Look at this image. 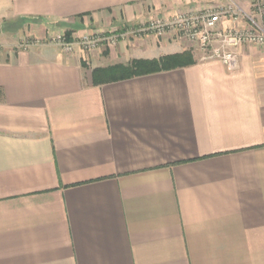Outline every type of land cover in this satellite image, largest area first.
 <instances>
[{"label":"crops","instance_id":"obj_1","mask_svg":"<svg viewBox=\"0 0 264 264\" xmlns=\"http://www.w3.org/2000/svg\"><path fill=\"white\" fill-rule=\"evenodd\" d=\"M225 1L0 0V264H264V45L50 39Z\"/></svg>","mask_w":264,"mask_h":264},{"label":"built area","instance_id":"obj_2","mask_svg":"<svg viewBox=\"0 0 264 264\" xmlns=\"http://www.w3.org/2000/svg\"><path fill=\"white\" fill-rule=\"evenodd\" d=\"M249 1L248 10L234 0H227L215 6L189 7L171 19L153 17L121 33L95 30L71 40L65 31L59 30L50 39L71 54L76 46L89 51L105 42L114 45L129 33L171 37L188 41L192 50L201 54L200 59L220 60L229 71H238V48L243 44L264 45V0ZM31 44L24 41L22 46L27 48Z\"/></svg>","mask_w":264,"mask_h":264},{"label":"trees","instance_id":"obj_3","mask_svg":"<svg viewBox=\"0 0 264 264\" xmlns=\"http://www.w3.org/2000/svg\"><path fill=\"white\" fill-rule=\"evenodd\" d=\"M179 59V56L177 55H172V56H166L162 59L158 60H137L133 61L132 64L124 66V65H119L114 67L113 70L114 72H119L121 76H134L136 74H144V73H149L153 72L156 70H160L163 67L172 66L174 63L177 62ZM162 63V64H161ZM106 71V70H102ZM117 75V74H115ZM118 76H114V78H118Z\"/></svg>","mask_w":264,"mask_h":264},{"label":"rangeland","instance_id":"obj_4","mask_svg":"<svg viewBox=\"0 0 264 264\" xmlns=\"http://www.w3.org/2000/svg\"><path fill=\"white\" fill-rule=\"evenodd\" d=\"M142 22H143V21H142ZM140 23H141V22H140ZM95 30H96V29H95ZM130 30H131V29H130ZM91 31H93V30H91ZM91 31H88V32H91ZM65 32H66V31H65ZM88 32H86V33H88ZM86 33H85V34H86ZM66 35L68 36L67 39H71V40H72V39L76 38V36H75L74 38H69L70 35L68 34V32H66ZM83 35H84V34H83ZM83 35H82V36H83ZM129 35H131V33H129ZM129 35H127V37H128ZM132 35H134V36H142V35H137V34H132ZM132 35H131V36H132ZM78 37H79V36H78ZM79 38H80V37H79Z\"/></svg>","mask_w":264,"mask_h":264}]
</instances>
